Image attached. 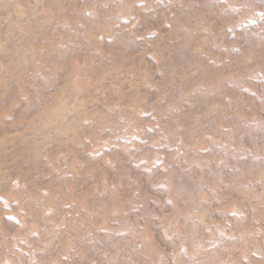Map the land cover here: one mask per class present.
Returning <instances> with one entry per match:
<instances>
[{
	"label": "rangeland",
	"instance_id": "374dc122",
	"mask_svg": "<svg viewBox=\"0 0 264 264\" xmlns=\"http://www.w3.org/2000/svg\"><path fill=\"white\" fill-rule=\"evenodd\" d=\"M0 264H264V0H0Z\"/></svg>",
	"mask_w": 264,
	"mask_h": 264
}]
</instances>
